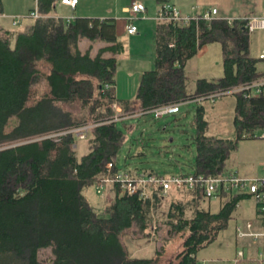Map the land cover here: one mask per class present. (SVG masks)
<instances>
[{
	"label": "trees",
	"instance_id": "trees-1",
	"mask_svg": "<svg viewBox=\"0 0 264 264\" xmlns=\"http://www.w3.org/2000/svg\"><path fill=\"white\" fill-rule=\"evenodd\" d=\"M37 2L42 13L50 14L56 13L59 0ZM2 9L0 0V13ZM245 24L244 19L186 24L157 20L155 68L142 73L134 98H118L106 87H115L116 55L124 49L115 18L76 16L68 22L52 16L22 30L6 27L0 19V264H199V252L228 228L238 204L249 196L223 192L220 208L212 211L202 205L210 198L184 189L189 198L172 200L165 222L171 235L183 239V249L166 261L164 246L153 257L134 258L124 241L129 230L146 233L154 227V211L166 197L155 193L153 200H145L114 183L113 198L99 213L84 189L103 182L109 163L113 172L121 170L119 153L126 136L119 123L135 117L108 121L115 113L110 108L113 100L125 112H146L264 76L259 69L262 60L252 55ZM82 39L106 45L93 56L81 51ZM212 43L221 45L223 75L197 79L195 92L187 94V64ZM107 52L113 55L107 57ZM249 94L250 90L231 94L236 98L234 139L208 136L205 106L198 105L196 172L226 173L239 142L258 139L256 131H264V93ZM86 124L94 126L85 138L88 151L79 158L78 136L63 132ZM57 133L62 134L49 137ZM47 248L52 257L44 262L40 251ZM235 264L261 263L245 257Z\"/></svg>",
	"mask_w": 264,
	"mask_h": 264
},
{
	"label": "rangeland",
	"instance_id": "rangeland-1",
	"mask_svg": "<svg viewBox=\"0 0 264 264\" xmlns=\"http://www.w3.org/2000/svg\"><path fill=\"white\" fill-rule=\"evenodd\" d=\"M33 4L36 0H30ZM131 0H83L86 11L91 13H109L104 15H112L116 13L118 20H126L131 14L124 10L130 5L123 6L127 3L131 4ZM147 2L153 9L145 18L138 15L135 25L139 28L136 35L121 33L118 38L124 49L117 54V72L116 84L114 91L125 98H134L138 85L141 80L142 73L145 70L155 68L156 57V21L146 20L149 16H154L156 4H160L167 0H142ZM30 4V5H31ZM83 6V5H82ZM158 7V6H157ZM55 17L71 14L69 7L58 4ZM42 13V12H41ZM154 13V14H153ZM52 17L51 14H44ZM45 17V18H47ZM141 17V18H140ZM44 19V18H42ZM32 19L24 18L22 23L15 29H24ZM31 22V23H32ZM10 24L7 19L6 25ZM125 25V24H124ZM260 35V37H259ZM253 45V55L258 57L260 53L257 42L262 38L261 44L264 46V32H254L250 35ZM256 44V45H255ZM106 45L103 41H91L83 39L79 45L82 52L90 51L91 55H96L101 46ZM113 55L111 52L105 53V56ZM263 67L262 61L259 68ZM223 75V57L221 45L219 43L210 46V50L192 58L186 67V92L193 94L196 88V81L199 78H216ZM119 102V101H117ZM181 102L180 111L174 114L166 115L160 119H156L152 113L143 115L142 110L136 109L132 119L126 121L125 124L119 123V127L125 133V143L119 153V167L122 171L130 168H140L152 170L157 174H179L194 173L197 155L194 126V115L198 105L205 106V117L209 123L207 129L208 136L217 138L236 137V130L233 124L235 114L236 98L234 95H225L215 102L205 99L202 103L193 100ZM118 106V105H117ZM119 107V106H118ZM131 111V112H133ZM263 131L257 130L256 135L259 139H243L239 142L237 150H235L227 162V169L237 170L244 164H250L252 167L259 169V162H264V139L261 138ZM85 139L77 138L75 146L77 155L80 158L88 151ZM98 185L87 187L84 189L85 195L88 197L92 205L99 213H103L104 205L113 198V192L110 189L111 184L105 186L102 192H97ZM183 194V195H181ZM181 191L171 190L164 201L154 211V221L151 230L146 233L140 231L134 232L129 230L124 241L128 247L131 257L134 258H150L156 255L157 251L163 246L166 250V261L174 259V257L183 249V239L169 233L168 225L165 223L168 215L169 205L172 200L184 199L189 197ZM188 195V194H187ZM219 199V198H218ZM208 199L202 201V205L208 204ZM215 210L219 207L217 198L211 199ZM247 200V199H246ZM190 214V212H188ZM236 220L231 219L227 229L222 231L217 240L206 248H203L198 257L219 258L220 263L214 264H232L231 258L236 253L235 234ZM52 257V249H42L40 258L44 262H48Z\"/></svg>",
	"mask_w": 264,
	"mask_h": 264
},
{
	"label": "built area",
	"instance_id": "built-area-1",
	"mask_svg": "<svg viewBox=\"0 0 264 264\" xmlns=\"http://www.w3.org/2000/svg\"><path fill=\"white\" fill-rule=\"evenodd\" d=\"M63 5H67L71 8L77 6L78 0H61ZM196 8L193 6L192 13L183 11L176 5L164 1L160 4L159 11L155 15L156 20L171 21L174 24L182 23L186 24L192 20L204 19L206 21H211L213 19H226L231 23L235 19L246 20L245 27L249 32L255 30H264V10L256 16L249 18L236 17V16H225L220 13L218 8H212L203 14L194 13ZM131 16L125 20V31L129 35H134L138 32V27L135 25V20L137 16H142L145 18V13L147 11L146 5L141 0H133L130 7L126 9ZM27 17L32 19H42L47 17L43 15L37 6L35 9L31 10ZM23 17L15 16L12 17L13 26H17L21 23ZM68 22L75 19L74 16L64 17ZM260 58L264 60V53L260 55ZM108 89L112 92L114 91L113 86L107 85ZM252 88L250 95L259 96L264 93V77L257 79L256 81L240 85L237 87H232L226 89V92H237L239 89ZM228 94V93H227ZM225 94H208L202 96L200 99H194L198 103H202L201 99L208 98L210 101L215 102ZM187 103V102H184ZM119 107H118V106ZM110 108L114 110V115L108 118V121L125 120L133 117V112H125L122 105L113 100L110 103ZM180 111V105H165L146 111L147 113H152L156 119H160L166 115L174 114ZM145 114V112H141ZM69 132H74L80 139H85L88 134V124L81 127L73 128ZM56 135V134H55ZM54 134L49 136L53 137ZM264 139V131L261 135ZM114 171L113 163H109L107 166V174L103 179V182L97 187V192H102L105 186L109 184L118 183L123 190L128 195L138 194L141 198L145 200H153L154 194L157 193L163 197L170 194L171 190H191L198 192L205 196L206 198L215 199L223 192L232 191L237 193H243L253 199L256 209L258 212V218L256 220H247L240 222L236 225V237L238 241V249L236 253L235 262L239 259L245 257H253L260 263H264V163L262 164V173L255 176H245L237 171H227L226 173L215 176L213 174L205 173H179V174H156L143 169L137 170L135 173L128 171L118 170ZM255 248L253 253H250L249 248ZM246 250L249 251L247 256Z\"/></svg>",
	"mask_w": 264,
	"mask_h": 264
},
{
	"label": "crops",
	"instance_id": "crops-1",
	"mask_svg": "<svg viewBox=\"0 0 264 264\" xmlns=\"http://www.w3.org/2000/svg\"><path fill=\"white\" fill-rule=\"evenodd\" d=\"M37 1L38 0H36L33 4H31L30 0H2L3 9H2V13H0V19H1L2 23L6 27L13 26L12 17H15V16H22L23 19L24 18L32 19V18L27 17V16H28V14H29V12L31 10L35 9L38 6V2ZM132 1L133 0H131L130 2H132ZM167 1L172 3V4H174V5H176L177 7L181 8L183 11L188 12V13H192L193 12L192 8L194 6L196 8L194 10V13L203 14L206 11L211 10L212 8H218L220 13L225 15V16H236V17L249 18V17H252V16L259 15L264 10V0H167ZM142 2H144V1H142ZM144 3H145L146 8H147L146 14H148L153 9L150 7V5L147 2H144ZM58 4L63 5L61 3V0H59ZM58 4H57V6H58ZM127 5H131V4L127 3L125 5H122L121 7L127 6ZM63 6L69 7L67 5H63ZM69 8L71 9L72 13L71 14H67V15H63L62 16L63 18L64 17H68V16H74L75 18H76V16L115 18L116 19V24H117V34H118V36L121 33H126L125 25H124L125 24V20H123V19L118 20L116 18V13H113L112 15H104V14H109L108 12L107 13H91L92 11H90V10L86 11L87 9H86V6H84L83 0H78L77 6L74 9L71 8V7H69ZM158 8H159V3L156 4V7L154 8V11L156 10L155 12H157ZM126 9L127 8H125L124 10H126ZM56 13L58 14L57 10H56ZM50 14L52 16L55 15V13H50ZM146 14H145V16H146ZM155 15H156V13H155ZM155 15L147 17L146 20H151V19L153 20L154 19L157 22V20L154 18ZM7 19L10 20V24L9 25H6ZM23 19H22V21H23ZM32 20L34 21L35 19H32ZM22 21H21V23H22ZM13 27H16V26H13ZM257 31L258 32H264V30H255L253 32H250V35H251V33H254V32H257ZM138 32H139V28H138ZM136 34H134V35H136ZM259 37H260V35H259ZM82 41H83V39L79 41V45L81 44ZM261 42H262V38H260V40L257 42V47H259V50H260V53L258 54L259 58H260V55L262 53H264V46L261 44ZM213 44H216V43L205 45L201 49V51L199 52L198 55L203 54L204 52H207L208 50H210V46H212ZM253 45L254 44L252 43V40H251V37H250L251 51H253ZM103 46H105V45H103ZM103 46H101V47H103ZM252 55H253V53H252ZM262 63H263V67L259 68V69L261 71H264V60H262ZM262 77H264V76H262ZM115 94H116V96L118 98H125L124 96L119 95L117 90H116ZM263 163L264 162L262 160L259 162V164H258L259 169L258 170H257V168L255 166L252 167L250 164H244V165H242V167L240 169H238V171L237 170H232V169H228V171H237L240 174L245 175V176L260 175L262 173V164ZM175 191H180V190H175ZM181 195H183V194H181ZM217 200H218V203L220 204V200L218 198H217ZM213 201L214 200H211L210 202H208L206 207H209V208L214 207L215 203ZM219 208H220V205H219V207H216L215 210L214 209L213 210L211 209V210L212 211H217ZM257 218H258V212H257L256 205H255V203H254L252 198L249 197V199L241 201L238 204V209H237L236 215H235L236 225L238 223H240V222H244V221L252 220V219L256 220ZM235 238H236L235 239V245H236L235 249H236V253H237L238 241H237L236 234H235ZM248 250L250 251V253H253L255 251V248L251 247ZM248 250H246L247 256L249 255V251ZM236 253L231 258L232 264L236 263L235 262ZM198 260H199V264H214V263H218V262L220 263V261H219L220 259L219 258H210V257L199 258L198 257ZM261 264H264V263H261Z\"/></svg>",
	"mask_w": 264,
	"mask_h": 264
},
{
	"label": "bare ground",
	"instance_id": "bare-ground-1",
	"mask_svg": "<svg viewBox=\"0 0 264 264\" xmlns=\"http://www.w3.org/2000/svg\"><path fill=\"white\" fill-rule=\"evenodd\" d=\"M247 90H250V92H251V90H252V88L250 87V88H244V90H243V88H241V89H239V91H237V92H240V91H247ZM224 93L225 95H229V94H232V93H235V92H231V93H229V92H226L225 90L224 91H218V92H216L215 94H218V93ZM228 93V94H227ZM263 94V93H262ZM261 95V94H260ZM259 95V96H260ZM249 96H251L250 94H249ZM202 98V97H201ZM198 99H200V98H198ZM205 99H208V98H204V99H201V102L203 101V100H205ZM174 105H176V104H174ZM94 125L93 124H88V132H89V130L93 127ZM66 133H69V131H65V132H63V134H66ZM62 133H57L55 136H53V137H58L59 135H61ZM53 135V134H52Z\"/></svg>",
	"mask_w": 264,
	"mask_h": 264
}]
</instances>
